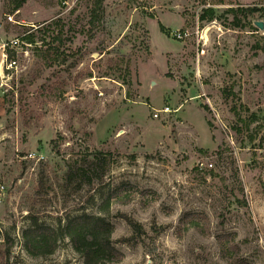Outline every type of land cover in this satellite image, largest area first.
Wrapping results in <instances>:
<instances>
[{"label":"rangeland","instance_id":"374dc122","mask_svg":"<svg viewBox=\"0 0 264 264\" xmlns=\"http://www.w3.org/2000/svg\"><path fill=\"white\" fill-rule=\"evenodd\" d=\"M82 213L111 264H264V0H0V264H85L22 244Z\"/></svg>","mask_w":264,"mask_h":264},{"label":"trees","instance_id":"16d2710c","mask_svg":"<svg viewBox=\"0 0 264 264\" xmlns=\"http://www.w3.org/2000/svg\"><path fill=\"white\" fill-rule=\"evenodd\" d=\"M23 2L24 0H14V8L18 9ZM96 5L100 6V1ZM244 10L246 13H250L256 8L247 7ZM94 11L95 9L91 12ZM230 11L233 10L230 9ZM204 12L207 14L208 19L212 17V9H206ZM205 13H202L201 19L205 18ZM92 16L94 17V15ZM21 39L29 44L35 43L33 32L25 33ZM52 40L59 43L62 42L61 33H56ZM58 49V47L54 49V60L60 61L67 69L74 67L76 64L75 57L69 59V56H73V53H70L69 49H63L62 51H58ZM42 56L51 58L52 55L45 53ZM186 217L188 218L187 228L203 229L200 222L201 218L197 220L191 214H187ZM130 223L136 231L137 225ZM112 232L113 225L103 216L82 213L71 217L64 226L57 225L53 227L33 221L22 231V244L24 249L32 256L46 255L52 253L59 242L66 237L72 248L83 257L85 264H111L121 258V254L112 244ZM231 246L233 247L234 245L232 244ZM224 248L225 250L229 248L227 251L230 250L229 245Z\"/></svg>","mask_w":264,"mask_h":264},{"label":"built area","instance_id":"2783aa9c","mask_svg":"<svg viewBox=\"0 0 264 264\" xmlns=\"http://www.w3.org/2000/svg\"><path fill=\"white\" fill-rule=\"evenodd\" d=\"M6 17H7L8 20H12L10 14H7ZM172 34H173L174 36L178 37V38H180V36H181V33H180L179 30H175V31H173ZM209 166H210V165H209Z\"/></svg>","mask_w":264,"mask_h":264},{"label":"water","instance_id":"95a60500","mask_svg":"<svg viewBox=\"0 0 264 264\" xmlns=\"http://www.w3.org/2000/svg\"><path fill=\"white\" fill-rule=\"evenodd\" d=\"M258 27L262 28V24L260 22H258Z\"/></svg>","mask_w":264,"mask_h":264},{"label":"bare ground","instance_id":"6f19581e","mask_svg":"<svg viewBox=\"0 0 264 264\" xmlns=\"http://www.w3.org/2000/svg\"><path fill=\"white\" fill-rule=\"evenodd\" d=\"M205 29H207V28H205Z\"/></svg>","mask_w":264,"mask_h":264}]
</instances>
